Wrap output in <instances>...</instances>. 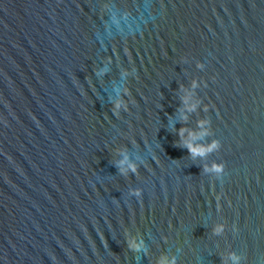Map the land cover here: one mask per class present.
I'll list each match as a JSON object with an SVG mask.
<instances>
[{"label":"water","instance_id":"obj_1","mask_svg":"<svg viewBox=\"0 0 264 264\" xmlns=\"http://www.w3.org/2000/svg\"><path fill=\"white\" fill-rule=\"evenodd\" d=\"M161 259L264 264V0H0V264Z\"/></svg>","mask_w":264,"mask_h":264},{"label":"clouds","instance_id":"obj_2","mask_svg":"<svg viewBox=\"0 0 264 264\" xmlns=\"http://www.w3.org/2000/svg\"><path fill=\"white\" fill-rule=\"evenodd\" d=\"M189 149V152L193 153V154H197V153H203L204 149L203 148H198L192 145H186ZM217 170H219V168H217ZM235 259V257H234ZM160 264H167L166 259H161Z\"/></svg>","mask_w":264,"mask_h":264}]
</instances>
